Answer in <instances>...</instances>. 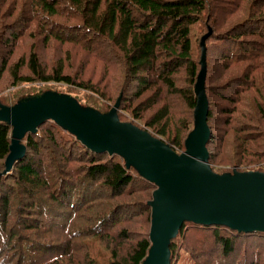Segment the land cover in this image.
<instances>
[{
	"label": "trees",
	"instance_id": "1",
	"mask_svg": "<svg viewBox=\"0 0 264 264\" xmlns=\"http://www.w3.org/2000/svg\"><path fill=\"white\" fill-rule=\"evenodd\" d=\"M240 2L0 0V103L15 108L51 92L77 99L84 110L108 114L111 110L94 108L103 92L89 80L73 76L72 54L80 49L88 59L112 66V93L118 95L114 102L121 100L119 119L134 125L143 121L181 154L194 129L195 87L205 34L201 39L200 35L210 31L209 25L219 29L226 20L222 17L240 9ZM256 6L258 3L252 2L244 22L221 34L212 32L206 41L219 43L222 70L215 77L225 81L209 91L227 102L218 105L222 117L216 128L212 127L215 115L209 102L211 137L207 149L216 146V151L208 150L209 161L221 156L219 164L231 169L242 166V173H264V84L258 82L260 89L255 79L264 77V13L253 16ZM244 37L253 39L245 41ZM206 47L208 59L214 46ZM47 52L53 57L49 63L44 60ZM180 74H184L186 86L181 85L184 77ZM37 84L69 91L38 88ZM71 89L92 95L85 104ZM249 89L262 99L247 101ZM34 90L39 92L31 93ZM6 92L16 97L11 100ZM206 93L208 98V90ZM245 105L251 111L245 110ZM122 111L129 112L132 120ZM151 111L154 113L145 119ZM12 134L13 126L0 121V264H145L152 248L150 230L130 235L126 229L117 231L116 225L111 240L130 245L123 254L110 246L100 247L105 252L102 260L92 256L86 241H104V225L116 224L121 214L131 219L148 214L147 221L152 223L149 203L158 188L155 183L136 167H128L119 155L90 150L54 121L25 134L26 156L7 171ZM235 171L241 170L216 174ZM135 192H147L151 198L112 204L100 219L86 213L88 205L99 206L106 198L115 200ZM66 208L70 214L63 211ZM69 216L70 223L76 221V225H68ZM63 236L67 242H61ZM169 249L170 264H185L181 262L184 254L192 264H264V231L244 232L187 221L170 239ZM214 249L221 259H214Z\"/></svg>",
	"mask_w": 264,
	"mask_h": 264
},
{
	"label": "water",
	"instance_id": "2",
	"mask_svg": "<svg viewBox=\"0 0 264 264\" xmlns=\"http://www.w3.org/2000/svg\"><path fill=\"white\" fill-rule=\"evenodd\" d=\"M212 31L201 41V71L195 87L197 106L194 129L186 151L178 154L162 139L119 119V99L103 115L84 110L69 95L46 93L15 108L0 103V121L13 126L7 171L26 156V133H35L46 121H54L76 135L97 153L119 155L157 185L153 200L150 240L145 264H170V239L187 221L227 226L239 231H264V173L235 171L218 175L209 165L207 145L209 101L206 94L207 47Z\"/></svg>",
	"mask_w": 264,
	"mask_h": 264
},
{
	"label": "rangeland",
	"instance_id": "3",
	"mask_svg": "<svg viewBox=\"0 0 264 264\" xmlns=\"http://www.w3.org/2000/svg\"><path fill=\"white\" fill-rule=\"evenodd\" d=\"M254 1L255 3H258V6H256L255 9L253 10L254 11L253 16L259 15L260 13H264V7H263L264 4H262L264 2L259 4V0H241L239 4L240 9L237 8L235 10H231L227 13V15H224L222 19L224 20L226 19V20L220 25L219 29H215L212 27V25H209L210 31H212L213 33L221 34V33H224L226 30H228L229 28H231L233 25H237L239 23L244 22V20L248 19V17L250 16L249 12L252 7V2ZM223 5H226V4L224 3ZM210 31L208 32V29H207L206 32L200 35V39L204 34L205 35L203 37H206V35H208ZM243 39H245V41H249L253 38L244 37ZM206 44H209L210 46L212 45L214 46V49L212 50V56H209L207 59V79H206L205 88H206V91L208 90V99L210 102V107L212 108V112L215 115V119L213 120L212 127L213 125H215V128H216L217 122L219 123V117H222V114H221L220 109L218 108V105L219 104L227 105V102L221 101L220 99H218V97H213L209 89L211 88L213 89L214 86L216 87L217 85H220L225 82V81L221 82L220 80H216V77H215V75H217V73H219L222 70L221 61L219 60V55L221 54L222 51L219 50V43L217 40L211 41V43L206 42ZM72 58L74 59L73 76L77 77L80 80H84V81L89 80L96 89H99L104 94V96L101 99H99V103L97 104V106L94 108H97L103 112L110 111L115 105L114 100L116 96H118L116 95V92L112 93V88H113V84L111 83V79H113L112 66H107L104 64V62L100 60H94L92 58L88 59L86 53L80 49H75L73 51ZM52 59H53L52 54L50 52H47V56L44 57V60H46V62L49 63L52 61ZM236 72L240 73V70ZM8 76L9 75L6 74V78H8ZM180 76L184 77L182 78L181 85L186 86V83L184 80L185 79L184 74H180ZM180 76H178V85L180 84ZM255 77H258V76L255 75ZM255 79H256L257 86H259V88L261 89L262 86H260L258 82L260 83L261 81L264 84V77L259 78V80L257 78ZM36 86L40 88L39 86L41 85L38 86L37 84ZM41 87L43 89H55L58 92H64V93H68L69 91L60 86H55V85H45ZM36 92H39V90H34L31 93H36ZM70 92H72L74 95H77L79 99H81L85 104H86L87 98H89V96L92 95V93L90 92L80 91L78 89H71ZM6 93H7V96L10 97L11 100H13L16 97L15 93H8V92ZM246 93L248 97L249 96L251 97L247 101H251L252 98L254 97L260 100L262 99L260 94L258 92H255L254 89H249ZM244 109L247 110L249 108L245 105ZM249 111L251 110L249 109ZM153 113H154L153 111L147 113L145 116V119H149V117ZM122 115L128 120H132L129 112L122 111ZM143 124L144 122L142 121V122H136L135 125L144 131H148L153 136L158 137L151 129L146 128ZM216 136H218L217 129H216ZM210 148L212 151H216L215 144ZM219 159H221V156L219 158H215L212 162L209 161L210 167H212L213 170L216 171V173L231 172L233 171L234 168H236V170H239V171L241 170L240 172H245V169L242 166H236L231 169L226 164H219L218 163ZM103 195H106V194H103ZM150 195L147 192H135V194L132 196L126 195L121 198H115V200L106 198V201L103 200V203H101L99 206L98 204L88 205L86 207V213L89 216L95 217L96 219H100L102 217H105L109 213L110 205L112 204H115L118 202H125V201L149 200L151 198ZM63 211L68 212L70 214V211L67 208L63 209ZM116 215H120V214H116ZM64 216L61 218L62 222H63L62 219L64 218ZM129 217L130 216H125L121 214L120 216L116 217V224L104 225L105 227H103V229L105 230H103V232L105 235L102 236L105 239L104 241L102 242H98L96 240L86 241L91 251V254L95 259L102 260L103 255H105V252L100 247L110 246L111 248L116 249V251L120 252L121 254H123V252L126 251V249H128L130 242L119 244L111 240V237L114 235V232L116 230L120 231L121 229H126V232H128L130 235H133L134 233H146V232L148 233L149 230L151 231V227H150L151 223L147 221L148 214H143V215L139 214L134 219H131ZM69 218L70 216L66 218L68 225H71V226L76 225L75 223L76 221L71 224L70 223L71 220ZM47 221H50V219L47 218ZM116 225H117V228H116ZM60 227L61 226L59 224H56V230H60ZM119 240L120 242L124 241L122 239H119ZM67 241H66V238L63 236V239L61 240V242H67ZM213 252H214V259H221V256L218 254L217 250L214 249ZM215 252L217 253L216 255H215ZM181 262L185 264H192V262L189 260L186 254L183 255Z\"/></svg>",
	"mask_w": 264,
	"mask_h": 264
}]
</instances>
